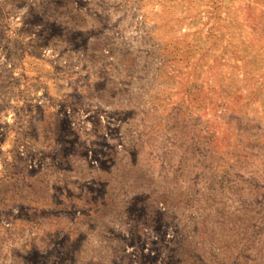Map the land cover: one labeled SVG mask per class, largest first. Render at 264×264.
Wrapping results in <instances>:
<instances>
[{"label": "rangeland", "instance_id": "1", "mask_svg": "<svg viewBox=\"0 0 264 264\" xmlns=\"http://www.w3.org/2000/svg\"><path fill=\"white\" fill-rule=\"evenodd\" d=\"M0 264H264V0H0Z\"/></svg>", "mask_w": 264, "mask_h": 264}]
</instances>
